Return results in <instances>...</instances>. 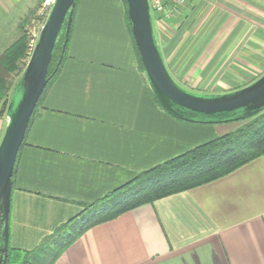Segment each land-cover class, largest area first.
Wrapping results in <instances>:
<instances>
[{
    "label": "crops",
    "instance_id": "obj_1",
    "mask_svg": "<svg viewBox=\"0 0 264 264\" xmlns=\"http://www.w3.org/2000/svg\"><path fill=\"white\" fill-rule=\"evenodd\" d=\"M11 1L0 0V57L20 38L24 15L39 2L7 27ZM245 1L264 13V0ZM199 4L186 0L182 14L194 7L199 11ZM259 16L250 20L252 30L257 25L264 30ZM248 23L238 17L219 43L199 38L183 54L188 44L183 35L176 36V28L172 35L155 30L176 79V54L182 64L193 57L188 68L198 72L203 64L218 63L217 51L211 50L215 44H264L258 32L241 35ZM210 29L206 24L202 30ZM69 41L66 60L44 93L19 152L10 214V240L17 242L53 238L86 206L224 135L219 125L184 122L157 105L140 69L123 0H79ZM234 56L242 57L236 53L228 59L214 94L244 88L260 76L258 54L249 63L255 67L251 71L237 66L242 62ZM5 126L6 115L0 114V142ZM53 264H264V156L216 181L92 227Z\"/></svg>",
    "mask_w": 264,
    "mask_h": 264
},
{
    "label": "water",
    "instance_id": "obj_2",
    "mask_svg": "<svg viewBox=\"0 0 264 264\" xmlns=\"http://www.w3.org/2000/svg\"><path fill=\"white\" fill-rule=\"evenodd\" d=\"M130 31L151 90L170 116L192 124L221 125L250 119L264 111V75L250 85L222 94H197L181 87L169 72L158 41L149 0H125ZM76 0H55L29 61L6 109L0 142V264L10 249L13 178L19 152L31 119L48 85L49 68L58 37L67 21L65 42L55 68L58 71L69 42Z\"/></svg>",
    "mask_w": 264,
    "mask_h": 264
},
{
    "label": "trees",
    "instance_id": "obj_3",
    "mask_svg": "<svg viewBox=\"0 0 264 264\" xmlns=\"http://www.w3.org/2000/svg\"><path fill=\"white\" fill-rule=\"evenodd\" d=\"M43 1L39 0V5ZM78 1L76 0L69 40L74 27ZM123 2L126 8L125 0ZM27 19L29 20V18H26L24 22H28ZM126 19L130 29L127 8ZM66 27L67 21L55 46L48 73L50 80L44 93L57 78L66 60L70 41L67 44L63 61L58 71L55 72L65 42ZM134 47L139 59L140 69L145 74L135 41ZM30 52L29 37L26 30L23 29L20 38L0 57V114L3 117L6 115V109L14 87L26 67V60L30 57ZM150 92L157 105L162 109L151 88ZM244 121V124L237 130L217 137L181 156L141 173L133 181L112 192L103 200L86 206L78 216L60 227L56 234H60L76 224L71 227L73 229L67 237L62 238L53 254L48 255L49 244L47 246L43 244L34 251L10 247L7 264H53L70 244L92 227L114 220L118 216L138 207L153 204L162 198L216 181L251 161L264 156V111ZM2 228L3 222L0 221V234Z\"/></svg>",
    "mask_w": 264,
    "mask_h": 264
},
{
    "label": "rangeland",
    "instance_id": "obj_4",
    "mask_svg": "<svg viewBox=\"0 0 264 264\" xmlns=\"http://www.w3.org/2000/svg\"><path fill=\"white\" fill-rule=\"evenodd\" d=\"M13 1H14V5L12 6V12L5 19V26L7 27L11 26V24L14 23V21H16L19 16L22 17L24 11L28 10L29 7L30 8L33 7V5L36 3L37 0H21V1L13 0ZM54 1L55 0H51L50 2L47 3V0H44L41 5H39L38 2L39 7L36 6L35 8L36 10L34 9L35 11L32 10L27 15H24L25 19L29 18V20L27 19L28 22H24L22 26L23 27L22 30L23 29L26 30L27 35L29 37V44L31 46L30 55L32 54L34 46L38 40L40 31L51 12ZM244 1L243 0H200V4L197 7V10L199 11L193 12L195 10L194 7L191 13L189 14L185 13V16L184 14H180L174 18L170 17L169 19H167V21L157 20L159 16L154 17V19L156 18L157 20L154 23V26L156 30L158 29V31L162 30L163 32L167 30L166 34H170V35L174 33L173 28H176V36H180V34L183 35L186 44H188L184 48L182 47L183 49L181 48L182 54L185 53L187 50L191 52L194 48L195 43L199 42V38L204 37L203 39L204 41L208 37L209 38L212 37L213 40H215L214 41L215 43H219L223 39V36L227 33L226 28L229 26L231 22H233L234 19L238 17L244 18L247 21H249L248 24L250 28L246 29L245 32H241L242 36H244L245 38L250 37L249 35L256 36L257 32L260 33L261 36L262 35L264 36V30L261 29L259 31L258 29L259 27L260 28L262 27L261 26L258 27L257 25V27H255L256 29L252 30L253 26L250 22V20H257L258 19L257 17L260 15L259 17L262 19L260 23L264 24V13L254 8L248 1L247 2ZM186 8H188V6L185 7V10ZM252 14H254V17L256 18L253 17L254 18L253 19ZM173 20L176 21V26L171 25ZM187 23L190 25L189 27L187 26ZM161 24H163V26H161ZM169 24L171 25L169 26V28H172V30L167 28ZM206 24H209L211 26V29L207 32L202 30L204 29V26ZM253 25L255 26L254 21H253ZM164 26H166V28ZM22 30L20 33H22ZM179 38L180 37H176V40ZM232 43H234V41ZM211 50L217 51L215 54L216 56L215 59L217 58L216 61H218V63L211 62L210 64L209 63H207L206 65L203 64L201 66L202 67L201 70H199L198 72L194 70L192 67L188 68L191 62V58L193 59V57L189 58V60H187L186 63L182 64V62L179 61V58H177V54H176L177 68H176V79L175 78L174 79L181 87L192 93L214 94L215 92H217V88L219 85V83H217V79L221 77V74L224 72V69L228 66V62H229L228 59L230 57L232 58V55H235L236 53L237 55L241 54L242 57H238L237 59V56H234V59L236 58L237 61L240 60L242 63L237 62L235 64L240 67L243 66L245 67L246 65L249 66L248 68L245 67L248 71H251L252 69L255 68L254 66L249 65V63L253 61V58H255L253 57V54H258L260 58H257V61L259 60L262 62L260 63L255 62V63L256 66L259 65L257 67L260 69L261 73L259 72L260 76L258 78H256L258 76L257 74L253 82H255L256 79H259L264 75V61H263L264 44H260L258 46H256L255 43L253 46L250 44H246L242 48L238 47V43L232 46L227 45V47L222 46L218 48H217V44H215L214 46H212ZM29 58L26 60V65L29 61ZM233 65L234 64H231V67ZM244 122L245 121H239V122L222 124L219 125L220 127L218 128H222L221 130L223 131V134H227L240 128L244 124ZM74 225L71 227H74ZM69 231L70 230H68L67 232H62L60 234H56V235L54 234V238H43V239L40 238L39 240L22 239L18 242L15 240H10V245L12 248L34 251L43 244H46V246L47 244H49L50 250L48 255H51L53 254L55 248H57V245L62 240L63 238L62 236H64L67 233L69 234Z\"/></svg>",
    "mask_w": 264,
    "mask_h": 264
},
{
    "label": "built area",
    "instance_id": "obj_5",
    "mask_svg": "<svg viewBox=\"0 0 264 264\" xmlns=\"http://www.w3.org/2000/svg\"><path fill=\"white\" fill-rule=\"evenodd\" d=\"M51 0H47V3ZM153 19L158 17V20L174 18L183 13L186 7V0H149Z\"/></svg>",
    "mask_w": 264,
    "mask_h": 264
}]
</instances>
